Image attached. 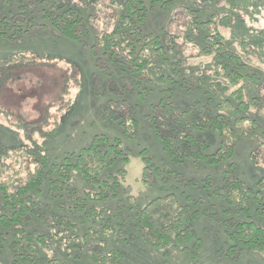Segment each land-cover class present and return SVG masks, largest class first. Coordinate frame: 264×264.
I'll return each instance as SVG.
<instances>
[{
  "label": "trees",
  "instance_id": "16d2710c",
  "mask_svg": "<svg viewBox=\"0 0 264 264\" xmlns=\"http://www.w3.org/2000/svg\"><path fill=\"white\" fill-rule=\"evenodd\" d=\"M176 3L178 0H0V42H21L32 30L39 29L55 39L87 48L97 70L109 80L118 76L123 82L124 85H115L116 88L110 90L120 97L133 95L138 103L150 98L153 89L149 85L155 80L167 81L171 87L158 91L156 100L148 105L145 120L150 135L160 145L169 164L179 167L191 163L215 168L227 163L221 184L208 178L202 182V187L211 190L209 196L223 205L238 207V213L247 214L251 202L258 212H262L264 195L260 192L263 189L256 192L250 189L240 179L238 167L233 162L238 143L242 139L253 138L261 127L246 115L250 107L244 101L242 88L231 92L229 98L221 99L226 89L219 81L222 78L230 87H236L243 80L255 82L256 77L249 73L241 57L228 48L229 42L219 34L215 21H199V9L190 10L187 7L177 8L185 17L183 37L194 38L200 52L213 57L207 66L215 71L209 77L203 72L198 76L199 70L188 66L181 68V60L175 57L179 52L174 42L177 37H172L166 26L152 21L154 11L169 15ZM170 18L168 24L172 20ZM177 27L180 30V26ZM29 59L22 54L7 55L0 62L11 66L31 62ZM163 65L169 72H163ZM186 72L188 77L184 76ZM174 90L201 92L208 96V100H215L214 107L211 109L201 101L180 106L174 100ZM112 105L120 113L119 116L111 113V120L118 125L124 139L132 140L138 128L133 111L139 106L132 105L127 99L117 100ZM37 124H24L23 129L31 127L32 133L40 134ZM58 130L54 128L44 138L52 140ZM213 136L218 139L214 150L211 148ZM27 140L31 147L22 149V155L31 160H27L28 164L34 165L35 169L27 171V178L21 184L16 183L12 176L2 175L6 167L1 160L9 156L7 152L11 150L0 146V197L5 209V213L0 215V255L8 256V264H68L64 254L62 258L42 254L39 248L47 243L45 235L36 230L26 231L17 225L30 219L28 215L42 223L57 216L53 203H62L65 192L69 199L73 198L72 206L67 210L71 215L83 211L88 201L116 200L122 185V178L119 180L118 177L123 170L119 169L115 175L109 174L105 179L102 177L115 166L125 165L128 151L124 149L120 137L111 138L101 133L94 135L90 143L77 153L49 164L45 149L32 140L31 135ZM261 147L264 143L249 156L255 170H258L255 155L261 153ZM136 156L144 164L140 181L144 186L151 176L162 180L172 173L176 179L184 180L171 172L166 163H155L145 150ZM73 172L78 173L84 184L95 192L89 191L83 195L85 197L77 196L69 186ZM184 181L185 185L195 186L194 180ZM44 185L48 202H34L29 195H41ZM191 200L183 195L177 197L174 193L150 200L135 216V230L143 243L154 250L172 243L182 249L189 244L197 246L199 240L193 225L200 214L191 209ZM193 203L197 201L193 200ZM59 207L58 211H62ZM107 214L105 208L99 213L93 208L84 212L85 217L94 220L93 224L98 215ZM228 228L225 232L228 255L236 250L264 252V225L247 220L239 223L230 221ZM110 260L112 263H109ZM119 261L118 256L111 253L98 258L96 264H120Z\"/></svg>",
  "mask_w": 264,
  "mask_h": 264
},
{
  "label": "rangeland",
  "instance_id": "374dc122",
  "mask_svg": "<svg viewBox=\"0 0 264 264\" xmlns=\"http://www.w3.org/2000/svg\"><path fill=\"white\" fill-rule=\"evenodd\" d=\"M172 6L171 23L168 24L170 14L157 11L153 12L152 21L166 26V31L172 37H177L174 42L179 52L175 57L181 60V68L188 66L199 70L198 76L203 72L209 77L215 71L207 66L213 57L202 54L194 38L183 37L185 17L177 8L187 7L190 10L199 9V21H215L219 34L229 42L228 48L241 57L249 73L256 77L257 81L243 80L236 87H230L220 78L226 89L220 98H229L231 92L242 88L244 101L250 107L246 115L261 127L253 138L242 139L238 143L233 162L238 167L240 179L255 192L263 189L260 194L264 195V188H261L264 186V147H261L258 156L255 155L260 171L252 168L249 157L255 148L264 143V0H178V4ZM88 53L87 48L55 39L39 29L32 30L21 42H0V60L7 55L22 54L26 59L32 57V60L29 59L31 62L11 66L0 62L3 65L0 67V146L11 150L7 152L9 156L1 160L6 167L3 176H12L16 183L21 184L27 178V171L33 172L35 169L34 165L28 164L31 160L22 155V149L31 147L27 140L29 135L45 149L49 164L77 153L90 143L94 135L101 133L111 138L120 137L124 149L128 151V162L115 166L102 177L105 179L107 175H115L117 170H123L118 177L119 180L122 178V185L116 200L88 201L83 211L71 215L67 210L71 208L73 198L69 199L65 192L62 203H53L57 216L42 223L28 215L30 219L17 226L45 235L47 243L39 248L42 254L50 258H62L64 254L68 264H96L98 258L111 253L118 256L120 264H264V252L261 250H236L228 255L229 245L225 240L230 221L239 223L247 220L264 225V209L258 212L251 202L247 214L238 213V207L223 205L209 196L211 190L202 187V182L208 178L221 184L222 173L228 164L215 168L191 163L172 166L150 135L145 120L148 105L156 100L159 90L171 85L167 81L155 80L149 85L153 89L152 95L144 103H138L133 95L120 97L110 90L124 85L120 77L109 80L94 67ZM166 69L167 66L163 65L164 73L169 72ZM188 75L186 72L184 76ZM174 94V100L180 106L201 101L211 109L214 107L215 100H208V96L201 92L174 90ZM120 99H127L132 105L139 106L133 111L138 128L132 140L124 139L118 125L110 118L111 113L119 116L120 112L117 113V107L112 103ZM34 122L38 123L40 134L32 133L31 127L23 129L24 124ZM54 128L59 129L55 137L45 139L44 135ZM211 142L214 150L218 139L213 136ZM142 150L155 163H166L171 172L184 180H194L195 186L185 185L184 180L176 179L172 173L162 180L151 176L144 186L140 182L144 164L136 156ZM69 186L79 197H85L83 195L89 191L95 192L84 184L76 172L72 173ZM41 193H31L29 196L34 202L47 203L45 185ZM171 193L192 199L189 201L191 209L200 214L193 225L199 244H189L182 249L172 243L165 248L150 249L137 235L135 216L150 200ZM193 200L197 203L194 204ZM3 202L0 197V215L5 213ZM59 206L62 211H58ZM92 208L98 213L105 208L108 214L98 215L93 224L94 220L84 216L85 209ZM8 261L7 255H0V264H8ZM109 263H112L111 260Z\"/></svg>",
  "mask_w": 264,
  "mask_h": 264
}]
</instances>
